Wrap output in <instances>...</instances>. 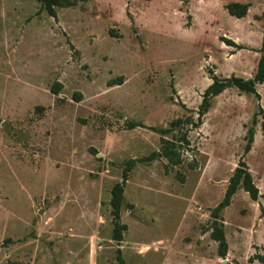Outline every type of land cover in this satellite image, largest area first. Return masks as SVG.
I'll return each mask as SVG.
<instances>
[{"label":"rangeland","instance_id":"1","mask_svg":"<svg viewBox=\"0 0 264 264\" xmlns=\"http://www.w3.org/2000/svg\"><path fill=\"white\" fill-rule=\"evenodd\" d=\"M228 2L249 4L246 15L230 16ZM55 11L0 0V264H115L117 248L126 264H264L248 261L264 255V83L259 101L228 87L201 126H171L196 121L213 75L253 76L264 0H75ZM161 138L181 146L180 163L134 165L116 242L111 188ZM242 156L263 197L238 188L220 212L221 258L210 212Z\"/></svg>","mask_w":264,"mask_h":264},{"label":"trees","instance_id":"2","mask_svg":"<svg viewBox=\"0 0 264 264\" xmlns=\"http://www.w3.org/2000/svg\"><path fill=\"white\" fill-rule=\"evenodd\" d=\"M40 4V8L45 10L50 17L56 18L55 7H70L75 5V0H36ZM249 4L240 3V2H228L225 5V9L227 10L230 16H233L237 19L243 18L246 13ZM229 45H234V42L230 40H225ZM237 48H243V46L235 45ZM259 58L256 64L255 73L251 78L244 79L235 75H231L226 78H219L216 75L211 77L212 82L205 88L204 92L201 95V102L196 110L197 119L195 122H191V118L187 117L183 119H177L171 122V126H180L181 124H191L194 128H198L203 123L202 118L207 114L212 99L222 93L228 87H236L238 91L249 93L255 96V98L259 101L260 95L256 90L257 83H264V23H263V31L261 37L260 48L258 49ZM121 84V83H117ZM112 85V84H110ZM62 87V84L58 81L54 82L50 87L51 93L57 95ZM74 99L76 101L80 100V94H74ZM252 127L247 130L246 134V144L244 146V155L247 154L253 142L254 130L253 126L256 125L255 117L252 118ZM131 128L142 126L140 123H131ZM162 133H167L169 131L168 128L160 130ZM262 131L264 134V126L262 127ZM179 145H189V140L187 138V134L184 133L180 136ZM174 143L170 142L165 138H161V148L157 152L151 153L149 156L141 157V158H133L129 159L123 169L121 180L115 183L110 191V214L112 217L113 231H112V239L116 242H121L123 240V232L126 230V224L122 223L120 217L121 205L123 202V194L126 181L128 180L129 172L132 170L134 165L137 162L143 161H152L159 157H165L171 165H177L180 163V154L178 152V147ZM238 188H242L249 196V198L253 201H257L259 197H263V194H260L259 188L256 186L252 174L249 171L247 164L243 160V156L238 160L237 166L233 169L231 176L228 179V183L224 192V195L221 201L211 210L210 217V237L213 241L216 242L217 255L221 258L225 257L228 250L227 240L223 231L222 219L220 218V212L226 208L236 193ZM259 210L262 216H264V208L259 203ZM257 260L260 263H264V255L254 254L248 258V261L252 263ZM115 264H126L120 248L116 250V262Z\"/></svg>","mask_w":264,"mask_h":264},{"label":"crops","instance_id":"3","mask_svg":"<svg viewBox=\"0 0 264 264\" xmlns=\"http://www.w3.org/2000/svg\"><path fill=\"white\" fill-rule=\"evenodd\" d=\"M260 191V190H259ZM262 205V204H261ZM264 208V207H263ZM263 217V216H262Z\"/></svg>","mask_w":264,"mask_h":264}]
</instances>
